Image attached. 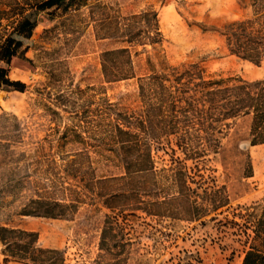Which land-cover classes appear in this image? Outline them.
I'll return each instance as SVG.
<instances>
[{
	"label": "rangeland",
	"instance_id": "374dc122",
	"mask_svg": "<svg viewBox=\"0 0 264 264\" xmlns=\"http://www.w3.org/2000/svg\"><path fill=\"white\" fill-rule=\"evenodd\" d=\"M37 1L41 0H27ZM98 4L104 8H94ZM146 11L157 14L161 42L133 45L134 78L105 82L101 54L128 45L99 39L100 23L115 17L123 23L122 19ZM251 17L248 0H92L86 7L71 8L67 15L37 14L32 45L25 55L32 63L14 60L9 71V78L24 83L27 91L0 89V228L36 233L38 247L62 251L68 264H107L108 260H98V244L108 215L118 218L122 226L126 247L121 253L127 264H241L245 236L230 226L220 230L209 219L251 218L250 208L263 204L264 144L250 146L249 117L224 132L217 154L198 162L184 161L179 152L173 156L186 169L200 170L206 183L202 188L191 186L197 194L208 187H223L228 197L227 207L200 221L149 217L122 211L126 209L122 205L113 215L92 181L124 176L107 134L112 110L140 109L139 78L165 66L198 64L209 79L264 81V63L256 67L230 56L222 36L224 25ZM172 147L165 141L153 144L160 181L145 200L174 194L166 179L173 168ZM102 192L121 194L125 189L122 183L112 182ZM36 201L70 206L72 211H67V218L24 216L37 208L31 204ZM2 251L0 244V264H21L5 262Z\"/></svg>",
	"mask_w": 264,
	"mask_h": 264
},
{
	"label": "trees",
	"instance_id": "16d2710c",
	"mask_svg": "<svg viewBox=\"0 0 264 264\" xmlns=\"http://www.w3.org/2000/svg\"><path fill=\"white\" fill-rule=\"evenodd\" d=\"M92 0H41L34 3L23 0H0V89L25 93L27 86L9 78L14 60L31 64L26 58L31 48L33 32L37 27L36 15L49 11L67 15L71 8L86 7ZM244 1V0H241ZM252 17L230 22L223 26L222 36L230 56L260 67L264 63V0H248ZM94 8H104L101 4ZM109 18L100 23L99 39H113L127 47L108 50L101 54V73L107 83L134 78L130 48L133 45H155L161 42L157 14L146 11L129 19ZM124 22H128L125 24ZM137 25V27H134ZM138 96L141 102L136 111L112 110L109 122L108 143L123 164L124 176L92 181L93 188L104 207L116 215L119 205L122 211H136L149 217L181 216L195 222L229 205L223 187L205 188L201 195L192 185L206 183L195 166L186 169L182 162L173 159L176 152L184 161L198 162L210 154H217L224 132L239 119L249 117V144H264V81H224L206 78L198 64L181 67H164L160 72L138 79ZM173 139L171 141L170 139ZM165 141L171 151L173 168L166 178L172 196L162 200H145L152 197L159 184L152 157V146ZM175 148V149H174ZM192 174V175H190ZM251 174H249L250 177ZM195 178L199 180L196 181ZM122 183L125 192L104 194L103 186ZM169 190L163 187V191ZM31 211L24 216L42 218H67L72 207L58 203L32 202ZM251 218H233L216 222L218 229H239L244 235L241 264H264V201L262 206L251 207ZM256 212V213H255ZM235 219L242 222L238 224ZM125 220V218H124ZM205 222H201L204 224ZM250 230L248 235L241 230ZM118 218L106 216L101 230L98 260L107 264H127L122 257L126 247ZM232 235H236L232 232ZM38 235L21 229L0 228V244L4 261L21 264H68L60 250L37 246ZM241 241V240H239ZM96 264H102L97 261ZM140 264V263H137Z\"/></svg>",
	"mask_w": 264,
	"mask_h": 264
},
{
	"label": "bare ground",
	"instance_id": "6f19581e",
	"mask_svg": "<svg viewBox=\"0 0 264 264\" xmlns=\"http://www.w3.org/2000/svg\"><path fill=\"white\" fill-rule=\"evenodd\" d=\"M253 156H258V154H254Z\"/></svg>",
	"mask_w": 264,
	"mask_h": 264
}]
</instances>
